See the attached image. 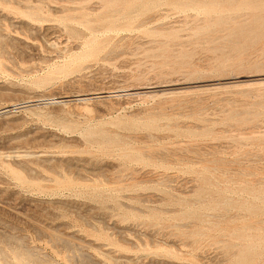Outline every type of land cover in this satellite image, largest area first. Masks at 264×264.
Segmentation results:
<instances>
[{"label":"rangeland","instance_id":"obj_1","mask_svg":"<svg viewBox=\"0 0 264 264\" xmlns=\"http://www.w3.org/2000/svg\"><path fill=\"white\" fill-rule=\"evenodd\" d=\"M117 1L0 0V264H237L264 249V0Z\"/></svg>","mask_w":264,"mask_h":264},{"label":"bare ground","instance_id":"obj_2","mask_svg":"<svg viewBox=\"0 0 264 264\" xmlns=\"http://www.w3.org/2000/svg\"><path fill=\"white\" fill-rule=\"evenodd\" d=\"M109 1V0H108ZM117 1V0H116ZM122 1V0H121ZM120 1V2H121ZM223 1V0H222ZM229 2H235L236 0H228ZM245 1V0H244ZM247 1V0H246ZM255 1V0H254ZM117 2H119V1H117ZM173 3L174 5L176 4V5H181L182 7H189V6H194V5H200V4H204V5H210V6H214V5H217V4H219V0H148L147 2L145 1H143V0H135L134 2H130V3H128V4H126V5H124V7H123V9H122V15L124 16V17H127V15L130 13V11H131V9L133 8V7H137V8H141V10L143 11H147L148 9H151V8H153V7H157L158 5H161V4H164V3ZM251 2V1H250ZM108 3V2H107ZM110 3V2H109ZM112 3V2H111ZM122 4L123 3H125V1L124 2H121ZM243 3V2H242ZM245 3V2H244ZM259 3H260V0H259ZM121 4V5H122ZM241 4V3H240ZM252 4V3H251ZM253 4H254V2H253ZM237 5V4H236ZM239 5V4H238ZM246 5H250V4H246ZM116 6H118V4L116 5ZM115 6V7H116ZM173 6V5H172ZM227 5H225V7H226ZM233 6V5H232ZM232 6H230V7H232ZM240 6V5H239ZM259 6H260V4H259ZM263 6H264V4H263ZM110 7V6H109ZM119 7H121V6H119ZM175 7V6H174ZM218 7H220L221 8V6H218ZM218 7H216V10H218L217 8ZM249 7V6H248ZM254 7V6H253ZM257 6H255V8H256ZM113 8V7H112ZM192 8H194V7H192ZM234 9H235V7H233ZM232 8V9H233ZM241 8V10H242V7H240ZM244 8V10H245V7H243ZM70 9V8H69ZM116 9V8H115ZM186 9H188V8H186ZM197 9V8H196ZM231 9V10H232ZM237 9V8H236ZM262 9H264V7H262ZM262 9H260V10H262ZM111 10V9H110ZM181 10V9H180ZM197 10H199V9H197ZM257 11V13H258V11H260V10H257V9H254V11ZM219 11V10H218ZM222 11H224V9L222 10ZM234 11V10H233ZM250 11V10H249ZM255 11V12H256ZM135 12V11H134ZM133 12V13H134ZM264 12V11H263ZM262 12V13H263ZM110 13V12H109ZM120 14V13H119ZM252 14H253V12H252ZM259 14V13H258ZM110 15V14H109ZM111 17L113 16V15H110ZM122 16V17H123ZM221 16V15H220ZM218 17V16H217ZM224 18L226 17L225 15L223 16ZM104 18V17H103ZM105 18H107L106 16H105ZM114 18V17H113ZM135 18V17H134ZM264 18V17H263ZM122 19V18H121ZM131 19V18H130ZM130 19H128V20H130ZM217 19H219L218 21H221V19H220V17L219 18H217ZM217 19H215V21L217 20ZM96 20V19H95ZM112 20V19H111ZM96 22H99V20L98 21H96ZM132 22V21H131ZM217 22V21H216ZM263 22H264V19H263ZM101 24H102V19H101V22H100ZM106 23V22H105ZM108 23V22H107ZM106 23V24H107ZM99 24V23H98ZM105 24V25H106ZM133 24H134V22H133ZM139 24V23H138ZM102 25H104V24H102ZM104 25V26H105ZM108 25L109 26H113L114 25V22L113 21H110L109 23H108ZM108 27V26H107ZM104 33V32H103ZM122 33V32H121ZM100 35V34H99ZM0 38H2V37H0ZM10 40V39H9ZM93 40V39H92ZM12 41V40H11ZM95 41V40H94ZM91 42V41H90ZM96 42V41H95ZM92 44V43H91ZM94 45V44H93ZM4 50V49H3ZM2 53V52H1ZM95 55V54H94ZM253 80H255V79H253ZM256 81H258L257 79H256ZM260 81H262V79H260L259 80V82ZM237 82H239V81H237ZM262 83V82H261ZM264 83V82H263ZM217 84V83H216ZM219 84V83H218ZM224 84V83H223ZM258 84V83H257ZM260 84V83H259ZM152 91V90H151ZM145 93H147V92H145ZM142 94V93H141ZM25 106V105H24ZM1 110H3V109H1ZM5 110V109H4ZM3 116V115H2ZM240 135V134H239ZM131 136H133V135H131ZM137 136H139V135H137ZM141 136V135H140ZM142 136H144V135H142ZM101 140H103V139H101ZM135 140H136V138H135ZM146 140V139H145ZM123 141V140H122ZM140 141V140H139ZM141 142V141H140ZM126 144V143H125ZM124 144V145H125ZM124 145H122L121 147H123ZM120 146V145H119ZM130 146L131 145H128V147L130 148ZM126 147V146H125ZM125 147H123L124 149H126ZM112 148H114V146L112 147ZM117 148H118V146H117ZM132 148V147H131ZM140 148V147H139ZM138 148V149H139ZM100 149H102V148H100ZM128 149V148H127ZM133 149H135V148H133ZM143 149V148H142ZM102 150H104V149H102ZM106 150H109V149H106ZM113 150V149H112ZM131 149H129L128 151H130ZM144 150H146V151H149L150 149H144ZM114 151H119V150H114ZM113 151V152H114ZM126 151V150H125ZM134 151V150H133ZM132 151V152H133ZM120 152H124V150H122V151H120ZM105 153H107V152H105ZM108 153H111V152H108ZM126 153V152H125ZM127 153H129V152H127ZM139 153H141V152H135V155L137 156V157H139L140 158V154ZM115 154H116V152H115ZM121 154V153H120ZM142 154V153H141ZM150 154H152V153H150ZM7 155V154H6ZM142 156H143V154H142ZM148 156H150V155H148ZM153 156V155H152ZM177 156H179V155H177ZM179 157H181V156H179ZM155 158V157H154ZM140 166V165H139ZM167 178V177H166ZM146 179H148V178H146ZM145 180V179H144ZM139 181H143V180H139ZM209 181V180H208ZM250 181V180H249ZM69 182H73L72 180L71 181H69ZM242 182V181H241ZM122 183V182H121ZM124 183V182H123ZM254 183V182H253ZM259 183V182H258ZM125 184V183H124ZM114 185V184H113ZM118 187V186H117ZM123 187V186H122ZM102 188H104V187H102ZM162 188V187H161ZM99 189H101V188H99ZM243 189V188H242ZM251 190V189H250ZM245 191H247V190H245ZM263 192V191H262ZM253 193H255V192H253ZM259 193H257V195H258ZM257 195H255V196H257ZM147 196H150V195H147ZM137 197V196H136ZM148 198V197H147ZM259 198H262L261 200H263L264 201V196L262 195V197H259ZM255 200H256V198H254ZM254 200V201H255ZM230 202L228 201V200H223V201H221V203H218V205H227V204H229ZM126 206V205H125ZM239 206V205H238ZM241 206V205H240ZM242 207H244V208H246V209H250V210H253V211H258L259 210V212H260V207L257 205V204H250V203H243V205H242ZM261 207H264L263 205L261 206ZM234 210V209H233ZM183 212V211H182ZM258 212V213H259ZM255 213V212H254ZM261 213H263V212H261ZM255 214H257V213H255ZM188 215V214H187ZM191 215V214H190ZM189 215V216H190ZM188 216V217H189ZM262 216V215H261ZM164 217V216H163ZM256 224V223H255ZM258 224H259V222H258ZM202 225V224H201ZM257 225V224H256ZM258 226V225H257ZM260 226V228L262 227L261 225H259ZM254 227H255V225H254ZM258 229V228H257ZM258 231V230H257ZM261 231H263L262 229H261ZM48 232V231H47ZM53 233V232H52ZM246 233V232H245ZM258 233H260V232H258ZM243 234V233H242ZM247 235H249L248 233H246ZM51 236H54V235H51ZM242 236V235H241ZM249 236H251V234L249 235ZM260 236V235H259ZM243 237V236H242ZM247 238H248V236H246ZM245 237V238H246ZM255 237H257V236H255ZM254 237V238H255ZM261 237V236H260ZM244 238V239H245ZM249 239V238H248ZM247 239V240H248ZM251 239V238H250ZM256 239V238H255ZM262 239V241L264 240V237H262L261 238ZM65 240V239H64ZM260 240V239H259ZM67 241V240H66ZM246 241V240H245ZM250 241V240H249ZM254 241H256V240H254ZM248 242V241H247ZM259 242V241H258ZM257 242V243H258ZM252 241H250L249 242V246L250 247H248V245H247V243L245 244V245H247V249L245 250V249H242V250H245L244 252L242 251V255H241V257L239 256V262L237 263V264H247V260L249 259V257H250V254H249V252L250 251H252L256 246H253V247H251L252 246ZM262 243V242H261ZM251 244V245H250ZM254 244V243H253ZM256 244V243H255ZM264 243H262V245H263ZM256 245H258V244H256ZM260 245V244H259ZM160 246V245H159ZM161 247V246H160ZM164 246L162 245V248H163ZM242 247H244V245L242 246ZM261 247V246H260ZM259 247V248H260ZM165 248V247H164ZM163 248V249H164ZM172 248V247H171ZM160 249V248H159ZM168 249V248H167ZM165 250V249H164ZM256 250H260V249H258V247H256ZM28 251V250H27ZM160 251V250H159ZM161 251H163L162 249H161ZM166 251V250H165ZM174 251V250H173ZM260 251H264V249L262 250H260ZM254 252V251H253ZM257 252V251H256ZM169 253V252H168ZM252 253V252H251ZM260 253V252H259ZM259 253L257 254V253H252V254H257V255H259ZM30 254V253H29ZM170 254H171V252H170ZM249 254V255H248ZM251 254V256H253ZM261 254V253H260ZM173 255H176L175 254V252H174V254ZM257 255H255L254 256V258L257 256ZM263 254H261L260 256H262ZM18 256H20V254H18ZM22 257H21V261L22 262H26V260H27V256H23V255H21ZM191 257V256H190ZM238 258V257H237ZM139 259V258H138ZM151 259V258H150ZM250 259H253L252 257L250 258ZM260 259V258H259ZM125 261V260H124ZM225 261V260H224ZM252 262V261H251ZM132 264V263H131ZM196 264H198V263H196ZM253 264H256V263H253Z\"/></svg>","mask_w":264,"mask_h":264}]
</instances>
